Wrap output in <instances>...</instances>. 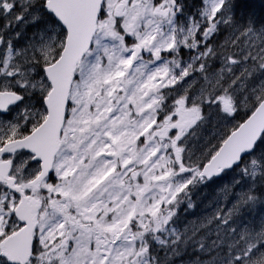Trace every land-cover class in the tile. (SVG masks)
Segmentation results:
<instances>
[{"label":"snow or ice","instance_id":"obj_1","mask_svg":"<svg viewBox=\"0 0 264 264\" xmlns=\"http://www.w3.org/2000/svg\"><path fill=\"white\" fill-rule=\"evenodd\" d=\"M236 0H0V264H264V20ZM233 175L231 207L180 226Z\"/></svg>","mask_w":264,"mask_h":264},{"label":"rangeland","instance_id":"obj_2","mask_svg":"<svg viewBox=\"0 0 264 264\" xmlns=\"http://www.w3.org/2000/svg\"><path fill=\"white\" fill-rule=\"evenodd\" d=\"M259 5L261 7L258 11L264 10V1L259 2ZM233 175L235 174H228L220 177L216 181L199 186L194 193V201L197 207L190 212L182 211L180 213V226L189 224L192 221L198 222L205 217H210L218 206L221 208L225 205L231 207V204L223 196V188L232 183ZM261 219H264V208L262 204H257L252 208L243 209L237 216L236 223L233 226L242 228L244 225L258 224Z\"/></svg>","mask_w":264,"mask_h":264},{"label":"trees","instance_id":"obj_3","mask_svg":"<svg viewBox=\"0 0 264 264\" xmlns=\"http://www.w3.org/2000/svg\"><path fill=\"white\" fill-rule=\"evenodd\" d=\"M259 2H261V0H255V1H246L245 3L244 2H241L242 5H240V8L238 9V13L239 15L243 16L244 18L245 17H251L253 18L254 20H257L258 19V10L259 8L261 7L259 5ZM247 14V15H246Z\"/></svg>","mask_w":264,"mask_h":264},{"label":"bare ground","instance_id":"obj_4","mask_svg":"<svg viewBox=\"0 0 264 264\" xmlns=\"http://www.w3.org/2000/svg\"><path fill=\"white\" fill-rule=\"evenodd\" d=\"M248 1H255V0H248ZM257 1V0H256ZM261 1H264V0H261ZM263 208H264V204H262Z\"/></svg>","mask_w":264,"mask_h":264}]
</instances>
